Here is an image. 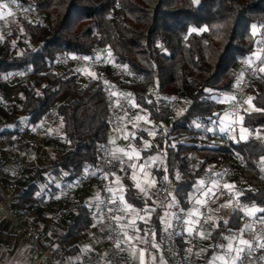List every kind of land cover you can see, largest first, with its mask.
Wrapping results in <instances>:
<instances>
[{
  "label": "trees",
  "instance_id": "1",
  "mask_svg": "<svg viewBox=\"0 0 264 264\" xmlns=\"http://www.w3.org/2000/svg\"><path fill=\"white\" fill-rule=\"evenodd\" d=\"M10 1L27 11L19 19L21 33L11 27L0 38V74L27 71L30 82L12 84L21 94L18 105H2V98L11 94L0 97V120L5 124L13 117L12 125L0 130V138L19 133L21 124L30 129L50 110L53 117L62 120L59 136L64 146L43 165L25 169L27 182L17 186V194L10 201L16 215L38 207L43 198L52 202L58 195H65L64 185H78L82 174L86 177L87 171L96 166L98 149L105 140L103 93L89 76L82 83L79 76H84L79 69H57L54 63L59 58L93 56L105 46L132 78L116 81L115 87L132 93L135 113L137 108L144 111L156 127L147 150L139 141L140 137L148 140L144 131L134 128L128 137L141 159L146 161L151 155L161 159L151 165V173L158 182L174 180V197L180 208L187 205L194 187L206 182L209 169L217 172L218 157L230 165L244 159L246 169L237 177L244 184L233 192L234 197L242 208H255V216L264 217V67L256 70L248 87L254 110L240 109L245 139L241 140L239 134L238 141L199 149L192 144L195 135L211 142L212 134L217 133L218 111L209 92L227 93L237 79L235 65L255 56L260 36L255 30L264 26V0ZM25 12L45 15V29L39 21H30ZM15 37L20 39L14 45L10 39ZM176 93L188 101L181 109H176L177 103L173 116L166 121L162 96ZM210 123L215 132L202 136ZM123 148L126 150L127 145ZM191 150H195L196 158L189 157ZM253 162H257L256 167ZM75 192L62 230L48 229L45 236L48 245L60 247L66 256L78 253V247L69 243L92 224L91 208L75 198ZM120 200L124 210L125 205L132 210L150 205L130 186L123 189ZM163 210V206L157 207L150 214L155 240ZM138 227L142 233V224ZM237 228V213L232 210L226 221L216 222L208 237L213 245L206 252L223 243L225 235Z\"/></svg>",
  "mask_w": 264,
  "mask_h": 264
},
{
  "label": "built area",
  "instance_id": "2",
  "mask_svg": "<svg viewBox=\"0 0 264 264\" xmlns=\"http://www.w3.org/2000/svg\"><path fill=\"white\" fill-rule=\"evenodd\" d=\"M12 4L13 7L15 6V18L20 19L21 13L27 10L19 4ZM41 26L43 27V24ZM259 30L260 36L255 56L241 60V76L227 92L231 97L224 102V108H221L228 116V128L221 134H215L211 142L203 141L201 137L197 138V136H194L192 144H194L195 148L208 147L212 144H224L228 140L238 141L241 105L245 99L251 97V92L248 90L251 78L256 70L264 67V26L259 28ZM54 67L63 70L79 69L80 71H86L91 76L90 79L100 87L107 112L104 130L105 140L98 149L96 166L87 171L88 175H93L95 178L100 194L97 209L100 221L98 239L104 247V253L91 254L82 252L78 258V264H126L121 227L129 225L130 217L124 212V205L120 198L110 193L108 178L115 163L111 152L112 134L114 131H118V122L121 117L134 114L136 111V107L132 103V93L119 90L115 87V83L116 81H131V75L122 65L114 61L105 46L100 47L93 56L59 58L54 63ZM29 82L30 78L27 71L12 72L6 75L0 74V97L8 93L9 85H28ZM162 97L165 99L168 113L171 112L181 98L179 93L174 95L163 94ZM45 115L50 117V110L46 111ZM40 125L28 129L25 124H21L19 133H16L13 137L19 141L22 135L32 133L48 141L51 149L63 151L64 146L61 141L45 130L44 123ZM189 157L196 158L195 150L189 151ZM36 160L38 162L42 161L40 158ZM216 163L218 165L217 172L209 169L205 183L213 186L215 193L228 201L232 210L237 213V229L244 233L245 243L233 264H264V254L261 253L260 247V240L264 238V217L244 212V209L237 203L233 190L227 186L231 180L237 178L246 169V162L243 159L236 164L230 165L226 159L218 157ZM31 165L30 161L23 160L14 166L7 178L0 158V226H10L20 233L28 256L34 259L36 264H62L65 259L63 250L60 247L43 243L42 233L25 218L16 219L13 209L10 207L11 199L17 194V186L22 183V172ZM253 165L256 167L257 162H253ZM80 186L81 183L78 185H64L65 194H73ZM174 193V180L165 178L155 187L154 196L160 202H165L170 198L174 199ZM173 201L174 210L176 212L181 211L178 200L174 199ZM212 204L213 198L208 194L204 195L197 205L199 214L195 220V225L189 232H187L186 222L183 217L177 213L172 216L170 223L160 230L158 240L154 239L153 225L148 224L142 244L146 258L145 264H150L147 262V258L150 252L153 251L155 244L164 248L163 264H198L197 251L200 245V231L205 226V217ZM49 227L51 228V225ZM220 254L222 257L220 264H230L229 252L222 250Z\"/></svg>",
  "mask_w": 264,
  "mask_h": 264
},
{
  "label": "crops",
  "instance_id": "3",
  "mask_svg": "<svg viewBox=\"0 0 264 264\" xmlns=\"http://www.w3.org/2000/svg\"><path fill=\"white\" fill-rule=\"evenodd\" d=\"M9 91H11V90H8L7 92H9ZM220 111H222V109H220ZM128 120H127V117H123L119 123V130L114 131L112 134V151L111 152H112V156H113L114 161H115V166H114V169L110 175L109 184H110L111 193L118 198H120L122 196L123 189L126 186H130V187H132L134 193L137 196H139L143 199H148L150 201L149 206L144 207V208L139 209V210H134V211H138L139 214L146 215V222L143 223L140 220L136 219L133 221L134 222L133 223L131 221V217L129 216L130 217V223H129V225L124 227V230L122 232L123 233L122 234L123 247H124L126 237H130V238L137 237L136 241L138 239V241H137L138 243L136 242L133 245H134V248L138 247L136 249H141V252H142V258H140L138 261H132L131 263H128V264H145L146 258H145L144 253H143L142 244H143V237H144L145 229H146L148 224H152L149 221L150 214H151L152 210H154L157 207H162V206L164 207V210L161 212V218H160V222L162 225L161 229L166 227L170 223L172 216L175 213H177L179 216L183 217L184 221L186 222L187 232H189V231H191V228L195 225V220L199 214L198 210H197V213L194 212V210L197 208V205H198L196 199L198 198V196L201 197V199H202L204 195L208 194L207 191L208 190H214V187L211 185H206L205 183H199L198 185H196L194 187L193 192L189 195V197L187 199V205L183 209H181V211L176 212L174 210L175 205H174V201H173L176 198H174V199L170 198L168 201H165V202H160L158 199H156V197L154 196V191H155V187L157 186V184L159 182L156 181L154 175L150 171H149L150 172L149 176L151 178L149 179L148 182H145V180L147 178L146 176H148V175L144 169H140L143 167L136 165L132 168V166H131L132 170H130V173H129V183L130 184L124 183L125 181L121 180L123 177L122 176V169L125 166L124 162L127 160L126 157L128 156V153L123 148V146H121V145H119V143H117V141L120 137L121 131H123ZM9 138L13 139V140L11 142H9L8 141ZM9 138H0V158H1V161L3 163L5 176L7 178L9 177L12 169L14 168V166L16 164L21 163L23 160H28L32 163V160L37 161L36 159L40 158V159H42V161H39V162L37 161V163H36V165H40L42 162H44V158H46V156L50 152L53 151V149H51V147L49 145L41 146L40 144L38 145V144L28 143L29 140H32V137H30V134L22 135L21 140H19V141L15 140L13 136H11ZM24 149H25V151L28 150L29 152L34 153L33 154L34 157H32V158L27 157V158L23 159V156H25V155L28 156L27 153H25ZM19 157H22V160H20V162L16 163V161H18ZM130 160H132V158H130ZM141 160L139 158V160L137 161L138 164H141ZM158 162H160V160H153L152 164L158 163ZM119 168L121 169V171L119 172L120 173L119 177H117L118 174H116V173L119 170ZM24 172H25V170L22 172V176H23ZM84 176H85V173L82 174L81 186L76 190L75 198H77L81 202H85V204H87V203L95 204V205H97V209H98L99 193H98V188H97V184L95 182V179H94L93 175H89V176L87 175L86 177H84ZM236 181H237V178L231 180L227 184V186L230 189H232L233 192L236 190V183H237ZM24 182L25 181H23V177H22V183H24ZM124 184H125V186H124ZM150 186H153V188L150 189L149 188ZM119 188H120V190H119ZM63 196L64 195H58L56 197V204L53 206V208H50V209L45 208V210L43 211L44 214L36 213L37 212L36 211L37 207H36V208H30L23 215H17V217L25 218L26 220L31 218L32 223L31 222L30 223L33 226H35L42 233V242L43 243L48 244L46 242V239H45V236L50 232V230H48V229H51L53 232H60L63 228V225L61 228H58V227H55L54 225H52L51 222H49V220H52L53 217H56V214L58 213L57 210L60 208V206H62V204H65L66 201H65V198ZM201 199H200V201H201ZM223 200L224 199H222V198H221V200H218V201H214V199H213V204L210 207L209 212H210L211 208L213 207V205H216V207H217L216 208V215L218 217H220L222 215L224 219H222L221 221H226L228 216H229V213L232 211V208H231V205L229 203H227ZM69 203H70V201H69ZM68 207L69 208L67 210L70 209L69 204H68ZM243 209H245V208H243ZM248 209H255V208H248ZM125 210H126L125 213H127L128 211H130L132 209L129 206L125 205ZM256 212H257V209H255V212H253L250 215H255ZM45 217H47L46 222L45 221L42 222V220ZM139 223L142 224V228H141L143 230L142 233H140V228L138 227ZM49 225H51V228L49 227ZM44 226L46 229L43 230L42 228ZM205 227H206V223H205V226L200 231V240H201V236L203 234V230ZM99 229H100V221H99V216L96 212L95 214H92L91 226L89 227L88 230H86L85 232L82 233V234H85L82 238L83 244L81 246H79L77 244H74L72 241L69 243V245H75L78 247V249H79L78 253L71 254L68 256L65 255V259L62 262V264H78V258L82 252H88L91 254H102V253H104V247L99 242V239H98ZM236 231L238 232L240 230L237 229ZM240 233H241V239L243 240L240 248H237V250H235V252L228 251L230 264H233V262L237 259L238 255L240 253L241 247L245 243L244 233L242 231H240ZM263 239L264 238H262L260 240V247H261V253L264 254V241H263ZM163 256H164V248L155 244L153 251L150 252V254L148 255L147 262L150 264H152V263H162L163 264ZM220 256H221V254H220ZM124 257H125V254H124ZM151 259H152V261H151ZM126 262L127 261H126V257H125V263ZM221 262H222V257H221L220 263ZM197 263H198V256H197ZM0 264H36L35 260L28 256L26 246L24 244V241L21 238L20 233L16 229H13L12 227L7 226V225L0 226ZM198 264H200V262Z\"/></svg>",
  "mask_w": 264,
  "mask_h": 264
},
{
  "label": "rangeland",
  "instance_id": "4",
  "mask_svg": "<svg viewBox=\"0 0 264 264\" xmlns=\"http://www.w3.org/2000/svg\"><path fill=\"white\" fill-rule=\"evenodd\" d=\"M14 10H15V6L13 7V4L9 0H0V38L5 36L6 34H8L10 32L11 27L16 28L17 32L21 33L20 32V26H19V19L15 18ZM21 14H23V13H21ZM26 14H27V18L30 21H39L41 24H43L42 28L45 29V15L37 14L34 12H27ZM251 29H252L251 31L253 32L254 28L252 27ZM257 31H258V35H259L260 30H259V28L256 27L255 32H257ZM18 39H20V38L15 37V38H12L10 40L12 41V44L15 45L17 43ZM240 63H241V61H239L238 64L235 65V67H234V71L237 73L236 81L241 76ZM81 74L84 76L83 79L80 78V76H79V80L82 83H85L87 81L88 76L91 77L89 74H87L86 71H81ZM9 90H11V91H9L7 94H11L13 96L12 97H9V96L3 97L2 98L3 100H1L2 105H8L9 103H14L15 105H18L20 100H21V94H20L18 87L17 86L14 87L13 85H9ZM251 95H252V93H251ZM230 97H231V95L228 93H225V92H222V93L209 92V99H211L214 102L216 112L219 111L218 116H217V117H219V118H217L218 124L215 126V129H216L218 134L223 133L228 128V125H229V119H228L227 114L225 113V111H220V109L224 108V102L226 100H228ZM162 101H164V100L162 99ZM187 101H188L187 97H181L178 104H177L176 109L183 108L186 105ZM161 103L166 108V102L164 101ZM5 107L8 109V106H5ZM173 110H175V108H173L171 110V112L168 113V110L166 108V121H169V119L173 116V113H174ZM253 110H254V108L252 106L250 99L249 98L245 99L241 105V111L242 112H250ZM50 113H51L50 117H48L47 115L43 116L41 118L40 123L38 122V124H36L34 127L41 126L40 124L44 123L45 130L48 131L49 134H51L52 136H54L55 138L60 140L62 143V139L59 136L61 133L62 120L60 118L53 117L52 111H50ZM127 120H128V122L126 123V126L124 127L123 131H121L120 137L117 141V143H119V145H121V146L127 145L126 151L128 153V156L126 157L127 160L124 162L125 166L122 169V176L123 177L121 180L122 181L124 180L125 181L124 183L128 184L129 183L130 170H132V168L134 166L139 165V166L143 167L140 169H144L145 172L147 173L148 176H146L147 178H146L145 182H148L149 179L151 178L149 176V173L151 172L152 161L153 160H160L161 161V159L156 155H151V156L147 157L146 161L144 159L141 160V158L138 154V151H136L134 149V146H133L134 142L131 140L132 138H130L128 136L130 134L129 131L134 129V128H137V129L144 131V133L147 135L146 137L148 138V140L145 139L144 137H140L139 141L142 143V148H145L147 150L149 145H150V142L152 141V139L154 137L156 127L154 126V123L148 119L145 112L140 110L139 108H137V112L134 115H130L129 117H127ZM12 123H13V117H10L5 124L0 120V130L4 127V125H7L10 127L12 125ZM213 132H215L214 126L212 123H210L209 127L207 129L203 130L202 136H206L208 133L212 134ZM239 134L241 135L240 136L241 140L245 139V137L247 136V133L243 129L241 124L239 125ZM212 135L214 136L215 133ZM195 136H197V135H195ZM30 137H32V140H29V142H28L30 144H38V145L40 144L41 146L48 145V141H45L43 137L37 136V135L32 134V133H30ZM197 138H199V136H197ZM12 140L13 139H10V138L8 139L9 142H11ZM201 140L206 141L204 139H201ZM24 151H25V149H24ZM53 152H56V150H53L52 152H50L46 156V158H44V162H42L40 165H43L47 161L48 157L51 154H54ZM25 153H27L28 156H26V155L23 156V159L27 158V157L28 158L34 157V155H33L34 153L29 152L28 150L25 151ZM129 157L132 158V160H130ZM139 158L141 160V164H138V162H137L139 160ZM20 160H22V157H19L18 161H16V163L20 162ZM36 163H37V161L32 160V166L36 165ZM131 166H132V168H131ZM120 171H121V169L119 168V170L116 173V174H118L117 177H119ZM23 181L27 182L26 170L23 173ZM236 182H237L236 183V189L241 187V185L243 186V184H244L238 178H237ZM124 186H125V184H124ZM153 186H150L149 188L151 189V188H153ZM119 190H120V188H119ZM207 193L214 199V201L221 200V197H219L215 193V190H208ZM72 195L67 193L63 196L65 198V201H66L65 204H62V206H60V208L57 210L58 213L56 214V217H53L52 220H49V222H51L52 225H54L55 227L61 228L63 223H64V219L69 215V210H67V209L69 208L68 204H69V201L72 199ZM200 199H201V197L198 196V198L196 199L197 204L200 201ZM222 199H224V198H222ZM223 201L228 203V201L226 199H224ZM55 204H56V197L52 202L48 201L47 198H43L39 202V206L36 209V211H37L36 213L44 214L43 211L45 210V208H49V209L53 208V206ZM87 204H88V207L91 208L92 214H95L97 212V205L91 204V203H87ZM216 208H217L216 205H213L210 212L205 217L206 227L203 230V234H202L201 240H200V246H199L198 251H197L198 263L200 262V264H220V260H221L220 253L222 250L235 252V250H237V248H240L241 243L243 242V240L241 239L240 231H238V232L237 231H229L225 235V240L223 243H217L215 249H212V250L206 252L207 249H210L213 245L208 238L210 232L213 230V228H214V226L218 220L224 219L222 215L220 217H218L216 215ZM194 212L197 213V208L194 210ZM244 212H246L247 214H252L253 212H255V209H246L245 208ZM127 213L131 217L132 222L136 219L140 220L143 223L146 222V215L139 214L138 211L130 210ZM14 217L16 219H19V217H17V215L15 213H14ZM46 219H47V217H45L42 220V222H44V221L46 222ZM27 221L30 223L31 218H29ZM45 226L42 228L43 230L46 229ZM84 235L85 234H81L78 237V239L72 240V242L74 244L81 246L83 244L82 238ZM136 238L137 237H135V238L134 237L133 238L126 237L125 238L123 253L125 254L127 264L131 263L132 261H138L140 258H142L141 249H136L138 247L134 248V245H133L134 243H136L138 241V239L136 241ZM151 261H152V259H151Z\"/></svg>",
  "mask_w": 264,
  "mask_h": 264
}]
</instances>
